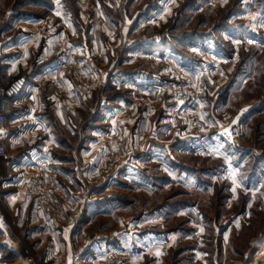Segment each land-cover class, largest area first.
Listing matches in <instances>:
<instances>
[{"label": "rangeland", "instance_id": "1", "mask_svg": "<svg viewBox=\"0 0 264 264\" xmlns=\"http://www.w3.org/2000/svg\"><path fill=\"white\" fill-rule=\"evenodd\" d=\"M12 84L0 264H264V0H0Z\"/></svg>", "mask_w": 264, "mask_h": 264}, {"label": "built area", "instance_id": "2", "mask_svg": "<svg viewBox=\"0 0 264 264\" xmlns=\"http://www.w3.org/2000/svg\"><path fill=\"white\" fill-rule=\"evenodd\" d=\"M22 92V84H12L10 87L0 90V158L8 154L9 136H8V122L13 113V106L19 99ZM47 202L43 197L37 203L38 209L44 207ZM118 264H125L123 260H118ZM24 264H33L28 257L24 259Z\"/></svg>", "mask_w": 264, "mask_h": 264}, {"label": "crops", "instance_id": "3", "mask_svg": "<svg viewBox=\"0 0 264 264\" xmlns=\"http://www.w3.org/2000/svg\"><path fill=\"white\" fill-rule=\"evenodd\" d=\"M17 103H19V99L14 104V106L16 105V107L13 109V113L10 116V119L11 118H17L19 116V114L21 113V112H19L20 109L17 107ZM10 119H9V122H8V136L10 134V130H9L10 129V127H9V125H10ZM9 139H11L10 136H9ZM9 142H10V140H9Z\"/></svg>", "mask_w": 264, "mask_h": 264}, {"label": "bare ground", "instance_id": "4", "mask_svg": "<svg viewBox=\"0 0 264 264\" xmlns=\"http://www.w3.org/2000/svg\"><path fill=\"white\" fill-rule=\"evenodd\" d=\"M261 248H262V246H261ZM262 253L264 254V247L262 248ZM257 257L260 258V256H257Z\"/></svg>", "mask_w": 264, "mask_h": 264}, {"label": "snow or ice", "instance_id": "5", "mask_svg": "<svg viewBox=\"0 0 264 264\" xmlns=\"http://www.w3.org/2000/svg\"><path fill=\"white\" fill-rule=\"evenodd\" d=\"M238 43V42H237ZM157 254H159V253H157Z\"/></svg>", "mask_w": 264, "mask_h": 264}]
</instances>
